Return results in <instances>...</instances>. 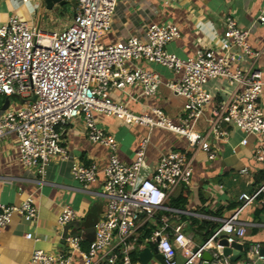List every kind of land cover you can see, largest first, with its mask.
Listing matches in <instances>:
<instances>
[{"label": "built area", "instance_id": "1", "mask_svg": "<svg viewBox=\"0 0 264 264\" xmlns=\"http://www.w3.org/2000/svg\"><path fill=\"white\" fill-rule=\"evenodd\" d=\"M22 2L27 6L31 1ZM75 5L74 20L61 32L40 30L18 16L0 25V97L22 100L19 107L1 114L0 140L14 134L18 139L20 162L34 169L42 180L54 158L67 159L59 130L81 116L85 118L89 141L110 151L109 163L104 169L96 164L79 163L71 168L74 180L85 192H91L100 174L104 176L102 192L95 193L104 200L105 208L93 224L94 240L73 236L69 231L64 237L65 228L77 220L76 212L67 206L58 219L63 251L35 250L30 264H139V255L145 249L156 250L163 256L164 264L264 263V244L245 248L249 225L240 219L264 193V186L252 194H242L240 208L222 220L204 244L198 245L186 233L184 223L172 222L167 215L186 214L167 207L166 202L179 188L192 186V160L187 152L171 151L162 155L152 175L144 178L149 138L140 142L134 162L125 164L117 156L118 143L114 136L95 120L96 114H103L150 131H168L184 137L190 148H198L211 161L217 158L218 144L228 139V129L232 127L246 136L259 138L253 158L264 166L262 75L259 71L231 67L235 48L253 60L260 55L248 44V31L239 29L235 20L227 17L221 51L199 50L195 56L182 59L166 51L169 43L181 37L177 26L153 23L148 26L144 39L132 37L105 46L101 40L112 29L117 0H75ZM258 21L264 24V7ZM140 62L160 65L178 76L166 86L186 101L185 117L180 122L175 123L160 108L135 115L125 104L112 100V89L125 92L133 86L140 87L146 97L157 95L163 85L161 76L139 67ZM215 79L235 84L237 89L228 103L210 112L208 128L199 132L194 130L195 125L213 102L206 86ZM241 144H248L246 137ZM248 173L246 168L241 171L245 176ZM38 212L32 196L20 206L0 204V233L10 225L14 214L32 223ZM155 222L156 228L144 237L146 225ZM26 238L38 241L32 233L26 234ZM223 241L228 248L234 244L243 247L241 260L233 263L232 255H223L226 248ZM205 254H209L210 261L205 260Z\"/></svg>", "mask_w": 264, "mask_h": 264}, {"label": "crops", "instance_id": "2", "mask_svg": "<svg viewBox=\"0 0 264 264\" xmlns=\"http://www.w3.org/2000/svg\"><path fill=\"white\" fill-rule=\"evenodd\" d=\"M30 1L26 6L22 0H0V25L18 16L36 28L40 24V30L61 32L74 20L75 0H62L52 10L47 9L43 0ZM263 7L264 0H117L112 29L101 42L108 46L132 37L144 39L150 24H171L179 28L181 37L169 43L166 51L186 59L195 56L199 50L221 51L225 40V19L231 17L239 29L248 31V44L253 52L260 54L257 60H253L243 56L237 48L233 49L232 70L259 71L264 82V24L258 21ZM137 65L161 76L163 85L157 95L146 97L140 87L133 86L125 92L112 89V100L125 104L135 115L148 113L151 108H160L175 123L180 122L185 117V102L166 86V83L175 82L178 76L160 65L146 62ZM206 89L212 95L213 102L207 108L199 132L206 131L210 112L228 103L237 87L226 80L215 79L207 84ZM12 98L8 109L21 105L13 102ZM130 98L134 100L130 102ZM16 100L22 102L19 98ZM5 101L6 98L0 102V116L6 111L3 110ZM260 103L264 112V90ZM95 120L99 127L114 136L118 143L117 156L125 164L134 162L140 142L149 138L142 174L144 178L152 175L162 155L171 151L187 152L192 160L193 174L192 186L185 187L190 191V196L184 216L199 223H214L220 227L222 220L240 208L242 203L239 197L242 194H252L264 186V166L257 164L253 158L259 141L257 136L249 137L230 127L228 139L218 144V156L211 161L198 148H190L184 137L168 131H150L146 127L103 114H96ZM59 133L67 159L54 158L44 180L34 169L20 162L18 139L14 134L0 140V204L20 206L32 196L39 211L32 223L25 222L18 214L12 216L10 225L0 233V264H30L35 250L62 252L64 243L58 219L65 207L76 212L77 220L74 223L79 224L78 232L83 237L85 230L92 228L104 211V200L95 195L102 192L104 176L100 174L98 182L90 188L91 192H85L82 185L74 180L71 168L74 163H79L85 166L96 164L104 169L109 163L110 151L89 141L83 116L70 122ZM244 137L248 140L246 146L241 144ZM261 141L264 143V135ZM245 168L249 170L246 176L241 174ZM240 219L249 225L245 242L264 244V193L243 212ZM184 224L186 233L193 236L196 244L206 242L203 238L205 232L197 235L190 230L188 223ZM74 230L77 228H70L68 234H73ZM28 233H32L38 241L28 240ZM209 257V254H205V258Z\"/></svg>", "mask_w": 264, "mask_h": 264}, {"label": "trees", "instance_id": "3", "mask_svg": "<svg viewBox=\"0 0 264 264\" xmlns=\"http://www.w3.org/2000/svg\"><path fill=\"white\" fill-rule=\"evenodd\" d=\"M190 196V191L188 189L181 188V191L177 195H173L169 197V199L166 202V206L172 209L186 211L187 205H188V199ZM168 217L172 222L175 223H188V226L190 230L194 231L197 235L200 234V232H205L203 238L205 241H207L218 229L219 225L214 223H208V222H202L199 223V221L194 220L192 218H188L182 214H167ZM158 223H148L144 229L145 236L148 237L150 233L153 231L154 228H156ZM252 244L246 243L245 248L248 249ZM242 260H245V257H243Z\"/></svg>", "mask_w": 264, "mask_h": 264}, {"label": "water", "instance_id": "4", "mask_svg": "<svg viewBox=\"0 0 264 264\" xmlns=\"http://www.w3.org/2000/svg\"><path fill=\"white\" fill-rule=\"evenodd\" d=\"M43 2L45 3L46 7L48 10H52L54 5L56 3H60L62 2V0H43ZM40 24L38 25V29H39ZM10 105V98L7 97L6 101H5V106L3 107V110H7L8 107ZM76 227L77 230H74L75 232H73V236L76 237H82V233L78 232L79 229V224L76 223H71L70 225H68L65 230H64V237L66 236L68 230L70 228ZM84 237L89 240V241H93L95 234H94V229L93 228H87L85 230V235ZM222 244L226 247L223 250V255L224 256H231V261L233 263H237L239 260H241L242 256H243V247L239 244H234L231 248L227 247V243L226 241H223ZM157 260L160 264H164V259L163 256L158 254L157 251H152L150 249H145L142 253H140L139 255V259H140V263L139 264H148L152 259ZM206 261H210V257L209 258H205Z\"/></svg>", "mask_w": 264, "mask_h": 264}, {"label": "rangeland", "instance_id": "5", "mask_svg": "<svg viewBox=\"0 0 264 264\" xmlns=\"http://www.w3.org/2000/svg\"><path fill=\"white\" fill-rule=\"evenodd\" d=\"M4 99V97H0V102L2 101ZM17 98L16 97H13L12 98V100H13V102H17L18 104H22V102L20 101V100H16ZM184 100V102L186 103V101H185V99H183ZM204 121H205V116H203V117H201L200 119H199V121L196 123V125H195V128H194V130H196V131H198V130H200V125H202L203 123H204ZM250 137V136H249ZM150 264H158L157 263V261L155 260V259H153L151 262H150Z\"/></svg>", "mask_w": 264, "mask_h": 264}]
</instances>
